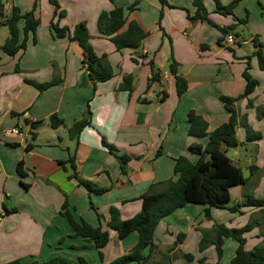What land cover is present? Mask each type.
<instances>
[{"label": "crops", "instance_id": "0c3cea01", "mask_svg": "<svg viewBox=\"0 0 264 264\" xmlns=\"http://www.w3.org/2000/svg\"><path fill=\"white\" fill-rule=\"evenodd\" d=\"M57 1L65 11L58 25L72 30L83 22L90 37L89 46L96 55H106L114 75L107 81L92 83L82 64L78 42L53 37L50 22L54 7L48 0H2L4 16L12 6L25 14L36 3L34 17L39 25L11 57L1 49L8 29L0 23V129L17 127L25 133L24 137L0 136V264H29L33 260L44 263L57 256L71 261L81 257L88 264H109L130 253L138 236L130 233L119 238L108 229L110 207L118 210L122 220L130 219L141 208L142 194L152 188L157 191L161 188L158 184L176 179V158L197 159L188 146H204L207 138L188 135L189 111L207 123V133L226 122L228 113L220 97L235 98L243 93L242 73L246 67L258 85L247 98L237 99L232 106L239 116H246L248 126L259 132L261 139L245 141L244 128L238 126L239 145L235 149L246 151L255 145L256 158L247 160V167L250 174L260 166L264 168V118L258 117L256 110H264V71L252 56L256 50L253 40L264 52V16L256 0H241L233 15L215 12L214 0H202L208 18L217 26L238 24L237 19L248 17L241 24L246 37L241 35L240 39L235 30L230 31L234 37L231 45L224 44L225 37L217 43L221 33L216 27L188 19L195 11L192 0H167L164 7L159 0H139L133 11L127 8L135 0ZM230 1L219 0L221 5ZM260 2L264 7V0ZM114 7H122L126 22L134 20L147 34L138 48L116 50L109 37L99 33L98 15ZM23 26L24 19H20L19 42L24 39ZM169 45L179 64V74L187 84L180 96L168 69ZM156 74L157 80H152ZM125 76L132 78L130 91L119 88ZM46 83L51 85L39 89ZM52 116L63 124L52 127L48 121ZM82 120L87 124L76 136H70L71 126ZM102 138L114 147L117 155L127 156L125 167L102 145ZM221 150L227 155L224 145ZM70 159L81 180L104 192L89 193L76 178L69 177L73 171ZM230 159L240 166L239 158ZM19 162L24 174L21 180L16 171ZM246 183L229 189L230 200L235 191L230 207L242 204ZM249 191L253 198L264 200V177ZM63 204L76 219L108 230V243L98 250L93 243L73 237L68 222L60 215ZM186 208L199 213L205 206L186 204L162 219L154 231V247L145 264H178L174 261L176 255L180 253L183 259L188 254L182 250L184 242L172 248L175 237L182 233L170 219ZM260 209L264 206L241 205L236 211L252 218ZM97 214L101 216L99 220ZM184 224L187 233L197 231L187 215ZM257 239L260 240L258 235ZM148 250L145 248L142 255ZM131 263L136 262L128 264Z\"/></svg>", "mask_w": 264, "mask_h": 264}, {"label": "trees", "instance_id": "16d2710c", "mask_svg": "<svg viewBox=\"0 0 264 264\" xmlns=\"http://www.w3.org/2000/svg\"><path fill=\"white\" fill-rule=\"evenodd\" d=\"M54 7L53 18L50 22V29L54 38L68 37L72 40H76L82 49V64L88 72V76L92 83L95 85L98 82H103L111 79L114 75L111 66L106 60V55H96L89 46V34L86 26L83 22L76 24L72 30L68 27H60L58 20L65 16V11L60 9L57 0H48ZM167 0H159L162 7L167 5ZM241 0H231L227 5H221L219 0L215 2V12L221 15H233L234 8ZM261 9V15L264 16V7H262L260 0H256ZM139 0H135L130 6L128 11H133L137 8ZM192 4L195 7L193 15H188L190 21H206L210 25L216 27L221 37L217 43L220 44L223 41V37L233 31L237 24L229 26H217L209 18L208 12L205 10L202 0H192ZM36 9V3L33 4L32 9L21 14L20 10L12 6L7 16L3 15V3L0 0V23L5 25L8 29V37L3 42L1 49L3 53L8 56H14L20 47L24 46L25 39L28 34L34 35L36 28L39 25L38 20L34 17V11ZM162 17V12L159 14V19ZM247 16L243 19H237L238 24H245ZM24 19L23 26V41L19 42V28L18 21ZM97 29L100 34L109 37L110 42L115 46L116 50L125 48L136 49L141 45V42L147 36L140 26L134 21L130 20L126 22V16L124 15V9L122 7H114L110 11H102L97 17ZM125 27L123 30L122 28ZM256 50L252 53V56L256 58L257 64L260 70L264 71V52L261 50V46L253 40ZM150 66L153 67L152 62ZM168 69L174 77L176 93L178 96L182 95L186 89V80L179 74V64L175 62L172 56L171 46L169 45L168 56ZM248 67L243 71L242 76L245 80V87L243 93L235 98L220 97L225 110L228 113L226 122L219 125L217 128L210 132H206L207 123L198 115H195L193 111L188 113V135L196 138H207L204 146L200 144H191L188 146V151L192 155H196L195 161L189 160L187 157L179 156L174 160L173 171L177 176L175 180H168L158 184L161 188L159 190L150 191L141 195V208L138 213L127 220L120 218L119 212L115 207H110L109 216L106 222L108 229L117 233L119 238H123L130 233H136L138 241L132 248L130 253L122 255L109 264H128L130 262H136L137 264H145L149 260L150 253L154 247L153 235L158 223L165 217L171 215L177 209L183 207L186 204H201L205 206L204 213L207 218H210V209H227L231 212H235L242 206H264V200L255 199L250 194L244 193V201L241 205L236 203L232 207L226 206L230 200L229 189L236 185H244L247 179L243 176L240 167H238L224 151L221 150V146L227 149L236 148L239 142L236 138V129L238 126L244 128L245 141L255 142L261 139L259 132H254L248 126L246 116L236 112L232 104L240 98H247L258 85L257 80L253 79L247 72ZM157 74L152 76V80H157ZM131 76H125L122 84L119 88L122 90H131ZM51 83L42 84L39 89L46 88ZM145 101V100H143ZM250 105V104H249ZM257 116L264 118V110L257 108ZM49 124L57 128L63 124V122L55 117L49 118ZM87 124V121H77L70 128V136H76L81 128ZM32 127H35V123H31ZM33 138V134H31ZM102 145L112 153L119 161L122 167H125L128 160L125 155H117L114 147L109 145L102 138ZM29 148V145L26 146ZM159 154V153H158ZM73 159L69 160L72 167V172L69 177L76 178L78 184L83 186L89 193H102L104 190L96 189L93 184L88 181L81 180L74 172ZM16 171L20 180L24 177L21 171V162L16 166ZM24 188L27 185L21 182ZM264 212V209L258 210ZM62 217L68 222L73 234V237H79L85 239L88 242L93 243L96 249L103 248L109 241L108 230L102 229L100 225L92 226L81 218L76 219L75 216L67 209V205L63 204ZM98 220L101 218L97 214ZM253 221V220H252ZM251 228V223L243 226L239 229H228L222 224L214 225V241L216 254L218 259L222 255L223 239L230 238L236 242V248L232 258L228 264H264V241H261L259 245L254 246L250 250L245 249L246 240L243 237V233ZM177 240L181 241L183 234L177 235ZM205 239H201L199 250L204 248ZM177 244H173L174 248ZM148 248L149 252L143 256L142 251ZM99 255L100 252H99ZM183 258L188 262L193 258L191 254H184ZM198 264H207L204 259H199ZM8 264H20L18 261H13ZM29 264H88L85 259L78 258L76 261L57 256L49 260L48 262L39 263L37 260L31 261Z\"/></svg>", "mask_w": 264, "mask_h": 264}, {"label": "rangeland", "instance_id": "374dc122", "mask_svg": "<svg viewBox=\"0 0 264 264\" xmlns=\"http://www.w3.org/2000/svg\"><path fill=\"white\" fill-rule=\"evenodd\" d=\"M240 27V28H239ZM236 33L239 35H245L246 37V29L241 24H237L236 28L234 29ZM241 39V38H240ZM255 145H251L247 148L246 151L244 150H237L235 148H229L227 150V155L232 159H240V169L243 176L247 179V183L244 186V192L249 193V188H254L261 177H264V168L261 166L257 169L254 174H250V170L247 167V160L254 161L255 156ZM235 152H240L238 156H236ZM235 191L232 192L231 200L226 204V206H231L234 202V194ZM259 197L258 194H256ZM244 197H242V201ZM241 201V202H242ZM195 208V207H193ZM195 210V209H194ZM178 212V211H177ZM176 213V212H175ZM175 213L170 217L172 221H174L175 225L177 226L178 230L183 234V238L181 241H178L177 236L174 239L175 244H180V242H184L183 251H187L188 254H191L192 260L187 261L186 259H182L180 253L176 255L174 261L178 264H198L199 259H204V262L207 264H226L230 260V253L233 252L236 248V242L233 239L226 238L223 239L225 241V245L222 246V255L220 259H218L215 246L212 243L214 241V225L215 224H222L224 227L228 229H239L243 226L251 223V228L243 233V237L246 240L245 248L247 250L252 249L254 246L260 244L261 241H264V212L258 211L257 214L244 216V214H240V211L236 212H223L216 209H210V218L205 216L203 210H200L199 213L196 211L192 212L191 209H184L178 215ZM185 215L191 217L195 223V227L197 231H192V233H187L188 228H185L184 220ZM253 219V221H252ZM188 234V235H187ZM190 234V235H189ZM199 237H198V236ZM257 235L259 236L260 240L258 241ZM262 235V236H261ZM262 238H261V237ZM196 238V239H195ZM205 239L204 248L200 251V242L201 239ZM157 261V259H155ZM136 264V263H131Z\"/></svg>", "mask_w": 264, "mask_h": 264}, {"label": "built area", "instance_id": "2783aa9c", "mask_svg": "<svg viewBox=\"0 0 264 264\" xmlns=\"http://www.w3.org/2000/svg\"><path fill=\"white\" fill-rule=\"evenodd\" d=\"M234 43V37L231 34H228L225 37L224 44L225 45H231ZM0 136L2 137H10V136H25V133L20 131L17 127H11V128H2L0 129Z\"/></svg>", "mask_w": 264, "mask_h": 264}]
</instances>
